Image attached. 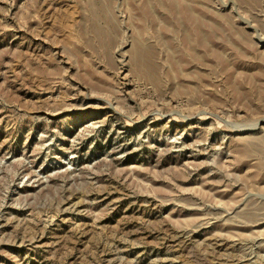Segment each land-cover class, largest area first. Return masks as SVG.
Wrapping results in <instances>:
<instances>
[{"label": "rangeland", "instance_id": "374dc122", "mask_svg": "<svg viewBox=\"0 0 264 264\" xmlns=\"http://www.w3.org/2000/svg\"><path fill=\"white\" fill-rule=\"evenodd\" d=\"M0 264H264V0H0Z\"/></svg>", "mask_w": 264, "mask_h": 264}, {"label": "bare ground", "instance_id": "6f19581e", "mask_svg": "<svg viewBox=\"0 0 264 264\" xmlns=\"http://www.w3.org/2000/svg\"><path fill=\"white\" fill-rule=\"evenodd\" d=\"M261 39H262V38H261ZM261 39H260V40H261ZM261 41H262V40H261Z\"/></svg>", "mask_w": 264, "mask_h": 264}]
</instances>
